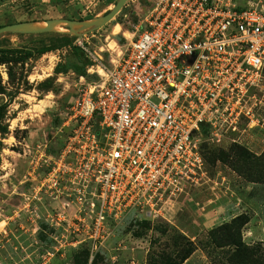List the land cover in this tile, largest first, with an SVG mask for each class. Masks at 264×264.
Masks as SVG:
<instances>
[{"label": "rangeland", "instance_id": "rangeland-1", "mask_svg": "<svg viewBox=\"0 0 264 264\" xmlns=\"http://www.w3.org/2000/svg\"><path fill=\"white\" fill-rule=\"evenodd\" d=\"M116 2L0 0V27L91 21ZM150 5L128 0L111 22L77 35L0 39L32 53L22 67L0 66V264H264V78L250 94L257 121L243 118L224 141L202 144L204 175L151 216H107L95 238L94 215L66 197L71 174L44 181L54 166L48 157L74 128L76 92L106 79Z\"/></svg>", "mask_w": 264, "mask_h": 264}, {"label": "built area", "instance_id": "built-area-1", "mask_svg": "<svg viewBox=\"0 0 264 264\" xmlns=\"http://www.w3.org/2000/svg\"><path fill=\"white\" fill-rule=\"evenodd\" d=\"M140 21L106 79L76 92L71 136L48 157L44 181L71 174L66 197L94 215L95 238L105 217L151 216L196 185L201 145L254 123L264 78V0H151Z\"/></svg>", "mask_w": 264, "mask_h": 264}, {"label": "water", "instance_id": "water-1", "mask_svg": "<svg viewBox=\"0 0 264 264\" xmlns=\"http://www.w3.org/2000/svg\"><path fill=\"white\" fill-rule=\"evenodd\" d=\"M128 0H117L113 8L102 17L91 21L50 20L45 27L38 28L28 23H17L0 27V37L5 35H38L55 31L58 25L66 26L64 32L77 35L79 32H90L100 29L111 22L122 10ZM58 32V31H56ZM66 33V34H67Z\"/></svg>", "mask_w": 264, "mask_h": 264}, {"label": "trees", "instance_id": "trees-1", "mask_svg": "<svg viewBox=\"0 0 264 264\" xmlns=\"http://www.w3.org/2000/svg\"><path fill=\"white\" fill-rule=\"evenodd\" d=\"M5 36H1L0 39ZM61 39H64L66 42H68L69 40L68 37H62ZM2 40L0 41V66L22 67L25 64V62L32 57V53L30 51L20 52L16 50L7 49L6 48L7 41L6 40L2 41ZM0 94H4L3 91L2 92L0 91ZM3 111H4V106H0V115L3 114ZM185 259L186 257H183L181 259V262L184 261Z\"/></svg>", "mask_w": 264, "mask_h": 264}, {"label": "bare ground", "instance_id": "bare-ground-1", "mask_svg": "<svg viewBox=\"0 0 264 264\" xmlns=\"http://www.w3.org/2000/svg\"><path fill=\"white\" fill-rule=\"evenodd\" d=\"M43 27H45V24H39L38 25V28H43ZM55 31H58V32H62V31H65L64 29H62V28H55Z\"/></svg>", "mask_w": 264, "mask_h": 264}]
</instances>
